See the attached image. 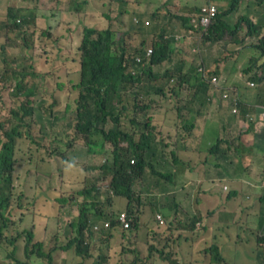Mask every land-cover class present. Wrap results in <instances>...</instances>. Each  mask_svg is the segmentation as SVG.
I'll return each instance as SVG.
<instances>
[{"label": "trees", "instance_id": "1", "mask_svg": "<svg viewBox=\"0 0 264 264\" xmlns=\"http://www.w3.org/2000/svg\"><path fill=\"white\" fill-rule=\"evenodd\" d=\"M150 1L157 3L156 0ZM169 1L166 0L160 8L150 10L139 5L142 2L146 6L147 2L143 0H97L98 19L93 17L91 24L76 23L83 28L77 35L79 38L76 44L78 77L71 84V88L77 90V96L68 101L65 107V111L69 109L74 113L67 124V143H77L85 148L82 155H101L103 161L99 166H83L82 175L79 174L82 167L75 162L65 163L61 169V192L57 200L61 204L74 201L77 206V215L68 222L65 229V232L72 236L64 245L46 248L42 241L35 239L32 228L27 227L22 231L17 230L19 233L16 231L15 234L9 235V228L14 223L12 205L16 184L13 171L18 162L14 150L16 139L26 135L40 145L51 135L45 132V124L56 118H52L49 113L37 112L35 120L41 123L43 133L37 139L33 137V121L25 120L26 116L34 111V108L29 106V97L33 90L22 88L21 83L20 88H13L15 95L19 90L25 94V102L10 108L9 116L0 121V250L5 251L7 259L5 262L0 260V264H30L32 261L37 264H56L54 255L58 254L59 250L71 251V254L75 253L83 259L92 255V264H107L106 246L109 240L123 236L133 240L121 243L123 252L130 251L138 255L140 206L146 207V204L152 203L157 206L163 218L174 225L172 232L182 230L179 234L172 235V249L181 250L187 244L185 241L179 243L182 236H195L196 238L190 239L193 247L197 245L198 238L202 237L199 248L202 254L200 261L207 258L221 262L220 264H264V206H254L258 201H263L264 204V195L256 199L253 194L256 192L248 186L246 180H235L226 175L225 171L229 172V169L218 163L225 158L224 148L229 147L230 142L223 139L218 127L207 118V111L215 101V92L203 81L195 68H186L183 59L185 53L180 47L182 42L174 38L179 29H182L185 37L192 42H225L244 48V38L240 35L244 23L247 29L246 39L256 37V42L251 45L259 53L255 64H260L264 72V14L259 15L264 0H214L219 11L205 29L201 26L197 9L192 13L173 12L170 7L164 9L170 4ZM8 4L14 7L11 8L13 11H19L21 16L25 17L24 14L27 13L30 21L35 19V23L41 24V28L45 27L48 39L63 43L61 37H64L68 39V45L74 43V33L65 31L58 34L56 30H51L47 21L43 16H38L34 8L18 6L16 3ZM85 5L86 2H77L74 10L78 11L79 7ZM104 6L107 7V12H102L101 7ZM129 6L135 8L133 14L125 20V16L130 12ZM238 11V20L233 24L228 22L229 15ZM133 15L139 18L137 23L133 21ZM167 15L181 22L180 26L173 25L168 33L166 24L161 23V19ZM10 16L12 17V14ZM100 17L105 20L101 21ZM146 18L149 20L148 24H145ZM192 18H196V21L193 22ZM116 24L118 29L114 28ZM124 27H127V30H123ZM130 31L136 32L138 37L127 45L125 39ZM148 47L152 48V53L146 55ZM188 50L189 53L192 52L193 43L189 45ZM21 76L25 78L24 73H21ZM259 76L261 82H264V74ZM252 79L257 80L258 76L254 74ZM261 87L259 85L260 90ZM261 91L264 93V90ZM171 97L175 98L174 106L166 108L165 113L174 110L177 128L168 143L166 139L158 138L155 134L151 123L153 116L149 110L157 103V98L166 100ZM165 113L164 110L159 112V123L165 118ZM217 113L218 117L223 116L221 105L218 106ZM123 115L127 116L128 122L122 119ZM170 146L171 150L167 152ZM236 147V154L241 157L239 163L242 165L251 148L242 141ZM53 151L64 162L68 161L62 152H57V149ZM47 153L52 154L48 149ZM162 154L170 156L159 163L158 158L163 156ZM191 155L196 157L187 159ZM37 159L38 157L28 158L29 161L35 162V169L38 171L37 164L39 160L44 159ZM131 159L134 161L131 162ZM191 163L198 165L197 170L201 176L209 174L211 165L219 169L217 178L209 181L213 187H218L216 196L202 195L196 190L190 196L184 191L185 184L194 186L184 177V169L194 168L190 166ZM44 173L49 176L50 172ZM76 185L78 188H74ZM67 191L73 192L78 199L71 200ZM111 192L115 197L120 196L127 200L125 210L130 223L127 227H121L116 219L115 213L119 210L112 209L111 214L100 210L99 206H112L115 198L110 195ZM142 194H145L144 197ZM181 196L188 198L189 203L178 206ZM21 197L22 194L18 199ZM236 197L238 199L234 200ZM232 201L235 203V206H232L234 210L246 216L237 221L229 220L234 233L246 226L254 229L260 226L262 230V236L249 246L256 254L252 260L248 258V263L240 260L241 258L236 259L240 262L227 261L222 255V251L227 252L231 248L228 220L215 218L211 206H215V203L229 204ZM31 207L26 209V206L18 203L16 210L24 214ZM58 210L66 219L64 206H54L56 214ZM210 214L212 217H209ZM28 218L29 215L24 216V220ZM102 218L105 220L101 221ZM106 219H109V223L105 222ZM214 228L221 229L223 235H216L214 238L211 235ZM162 234L160 236L164 237ZM22 235L24 244L22 254L18 256V240ZM92 241H99L100 245L90 253L88 250ZM10 245L11 250L8 248ZM150 247L152 246L148 244V248ZM152 249L153 247L150 248ZM154 249L157 253L148 257V264H167L162 248ZM170 264H177V261L174 260Z\"/></svg>", "mask_w": 264, "mask_h": 264}, {"label": "rangeland", "instance_id": "2", "mask_svg": "<svg viewBox=\"0 0 264 264\" xmlns=\"http://www.w3.org/2000/svg\"><path fill=\"white\" fill-rule=\"evenodd\" d=\"M107 1V0H106ZM133 1V0H130ZM151 2L150 0H143L147 2L146 6L144 3H140L142 8H147L150 10H155L164 5L166 0H156ZM204 0H170L169 3L164 7L171 8L173 12H194ZM8 3H16L18 6H24L28 8H34L38 14L45 15L43 11L45 4L36 2L35 0H0V121L4 117L9 116V109L17 107L21 102H25V94L20 92L15 95L13 88H20L19 83L23 85L22 88H31L33 90L32 95L29 97V106L34 108L33 113L26 116L27 121L32 122L31 131L33 137L36 139L40 134L43 133L41 128V123L36 118V113L41 112L43 114L49 113L52 118H56L45 124V132L50 133V137L43 140L39 145L31 137L24 135L22 138H17L15 145V155L18 162L16 163L13 171L14 183L16 184V190L13 192V209L14 213L12 220L13 225L9 228V235L15 234V232L22 231L24 227L32 228L34 237L36 240H40L45 244L46 248L51 246L63 244L72 236L70 233L65 232L68 222L72 217V207L65 210L66 219H64V214L61 211L54 212V206H76L73 203L61 204L58 202L57 197L60 194L59 182L61 179V169L65 163L75 162L81 166L79 174L82 175L83 166H99L103 161L101 155H82L81 147L77 143H72L68 145V138L66 137L67 131H69L68 122L73 116L72 110H66L65 107L68 101L72 100L77 96V90L71 88V84L78 77V64L76 62V44L78 42V36L83 26H78L75 21H67V33H74V43L65 46L57 43L55 40L48 39V35L45 32V27L41 24L35 23V19L30 21L27 17V13L24 14L25 17L21 16L18 12L13 11ZM66 8H71L68 2H66ZM135 6H129V13L125 16V20L133 14ZM226 8V4L224 6ZM102 12H107V7H101ZM219 11V10H218ZM12 14V17L10 16ZM240 11L235 14L232 13L228 17V22L231 24L235 23L238 18ZM264 14V6L260 8V14ZM39 16V15H38ZM134 16V15H133ZM100 20H105L100 17ZM161 23L166 24V31L172 28L173 25L180 26L181 22L176 21L172 16L167 15L165 18L161 19ZM115 29L119 26L116 24ZM179 29V28H177ZM123 30H127L124 27ZM246 27L243 23V27L240 31V35L244 38V43L247 42L248 45L256 42L255 38L246 39ZM180 31V29H179ZM42 34H45L44 36ZM138 36L136 32L130 31L126 36V43L130 45L129 41L136 39ZM180 36L177 35L176 38ZM222 46V43H218ZM208 46H213L211 43L204 42L202 45V56H209L210 48ZM184 50L183 59L189 65L188 69L192 66L191 64L196 62L197 59L193 54L189 53V45L187 43H182L180 45ZM209 50V52H208ZM247 59H250L252 65V70L258 76L257 80L251 79L250 75L249 81H254L256 85H260L261 90H264V82H261L259 74H264L260 64H255L254 60L259 56V53L252 55L251 51H245ZM225 63L233 59L232 52H226ZM210 58V57H209ZM243 61V57H240V62ZM262 62V60H260ZM21 73L25 74L23 79ZM227 74H229L227 68ZM232 76V73L230 74ZM253 77V76H252ZM15 91V90H14ZM17 93V92H16ZM185 93V91H184ZM183 93V95H184ZM243 93L248 95V88L243 90ZM251 96V94H250ZM264 98V95H263ZM175 103V98L171 97L168 99L157 98V103L153 104V107L149 110L153 115L152 125L154 127V132L157 135L158 130L161 137H165L168 140L173 135L174 130L177 128V119L175 117L174 110L165 113L166 108H173ZM164 110L165 118L161 123L159 120V112ZM22 112V111H21ZM125 122H128L126 115L122 116ZM165 124V125H164ZM41 128V129H40ZM164 128V129H163ZM26 129V127H23ZM58 132H60L58 134ZM169 134V135H168ZM172 143V141H171ZM48 151L52 152L48 155ZM57 149V152H62L63 156L68 161L64 162L63 159L56 155L53 150ZM171 150V146L167 149V152ZM38 157L44 160H39L37 164V169H35V162H31L28 158ZM162 158V159H161ZM168 157L160 156L158 162H164ZM188 157L187 159H190ZM37 159V160H38ZM158 163V164H159ZM160 165V164H159ZM189 169V170H188ZM184 169L185 173L193 176V172L190 168ZM188 170V171H187ZM49 171V176L44 172ZM72 189L73 187H69ZM74 188H78L76 185ZM22 194L21 199L18 196ZM256 195V193H253ZM68 197L71 200L78 199L73 192L67 191ZM189 196V195H188ZM189 199L185 196H181L178 206H184L189 203ZM20 203L21 206H41V208L31 207L24 214L16 210L17 204ZM173 206L174 200H173ZM170 202V205H172ZM122 205H124V200H122ZM257 205V203H256ZM140 206V241L138 244L139 254L136 255L135 252L127 251L123 252L121 243L127 241H133L129 237H119L111 238L108 242L107 247V264H148V257L157 253L154 248L163 250V255L166 257L164 260L167 264L172 261H177V264H220L221 262L210 261L207 258L201 260L202 254L199 252L202 237L198 238L197 245L192 246L190 239L196 238L195 236H182L179 239V243L182 244L183 241L187 242L181 250H174L173 247V234H179L180 231L172 232L174 225L169 224L162 216L161 212L158 210L157 206L152 203L150 205L146 204ZM159 207V206H158ZM173 210H175L173 208ZM125 211V210H124ZM29 215L27 220H24V216ZM158 215L160 217H158ZM209 217H212L210 214ZM225 220H231L220 216ZM253 219V218H252ZM253 222L255 220L253 219ZM176 223V221H175ZM196 227V225H194ZM200 227V226H199ZM254 231V228H251ZM17 231V233H19ZM163 232V234L161 233ZM188 232V231H184ZM160 234H162L161 237ZM251 233H245L241 236V240L246 241L250 237ZM211 235L216 238V235H223V231L219 228H214ZM19 248L17 250V255L21 256L22 247L24 240L22 236H19ZM185 238V239H184ZM184 239V240H183ZM88 252H94L96 248L100 245L99 241H92ZM148 244L153 247L152 250L148 248ZM258 244H256L257 246ZM11 245L8 247L9 250ZM196 251V252H195ZM228 261L240 262V260H245L248 263V258L253 259L256 254L249 244L236 254L228 255L227 252H222ZM5 251L0 250V260L5 262ZM94 256H88L83 259L81 256L75 253L71 254V251L59 250L58 254L54 255L56 264H92ZM241 258L240 260H236ZM30 264H37L36 261L30 262ZM44 264V263H41ZM106 264V263H103ZM157 264V263H152ZM164 264V263H160Z\"/></svg>", "mask_w": 264, "mask_h": 264}, {"label": "crops", "instance_id": "3", "mask_svg": "<svg viewBox=\"0 0 264 264\" xmlns=\"http://www.w3.org/2000/svg\"><path fill=\"white\" fill-rule=\"evenodd\" d=\"M35 1L45 4L44 10L39 9V11H43L45 13V15H43V18L47 21L48 27L51 30H56L58 34H61L66 31V27H67L66 23L67 20L69 19L75 21L76 23H84V24H91L93 17L98 19L97 15L99 13V5L97 3V0H35ZM66 2H68L71 8H74L75 3L77 2L78 3L86 2V5L79 7L78 11H73L66 8L67 6ZM38 15L41 16L40 14ZM255 21H256V17H254V22ZM61 40L63 41V43L60 44L63 46H65L66 43H68L67 38L61 37ZM219 47H220L219 45L213 43L212 52L214 50L218 51ZM229 49L232 48L229 47ZM205 59H206V63L209 64V58H205ZM215 65L218 67L220 75L224 77V68L222 67V65L218 63L213 64V66ZM233 71L234 69H231V72ZM241 89L242 90L239 89L240 98H241V104L239 107V116H237V118L234 117V121H232V127L230 128L229 132L231 134H235V132L242 133L243 134L242 142L248 145L251 148V150L249 151V155H246L242 165L239 163L241 157L237 155L236 154L237 151H234L233 149L230 150L228 154H226L224 159L219 160L218 163H220L223 166H226L229 169V172L225 171L226 175L233 177L235 180H242V179L246 180L248 186L257 193L256 194V199H257V197H261L262 195H264V120L259 121V114L261 111L259 106L264 103V100L262 98L257 99L255 97L256 95L255 92H251L250 90H248V95H246L243 93V90L245 88L242 87ZM214 100H215L214 103L207 111V118L210 121H213V123H216V127H218V130L222 135V129L224 128L225 124L223 121V116L218 117V113H217L220 100L216 98H214ZM224 114H225V110L223 109V115ZM226 115L233 117L230 114L229 110ZM248 119H252L254 121L252 127L251 126L242 127L243 125H248L247 124ZM236 144L238 145V142ZM190 157L194 158L196 156L191 155ZM190 166H194V168L190 169L193 172V176L184 173V177L188 178L192 183V185L194 186H189L185 184L184 191L188 192L190 196L194 194L195 190L202 195H209L211 197L216 196L218 192V187H213L209 183V181L212 178H217L216 175L218 174L219 169L211 165L209 169V174L207 176H201L197 170L198 165L196 164L193 165L191 163ZM208 190L209 192H206ZM237 199L238 197L234 198V200ZM258 203L257 205L254 204V206H264L263 201H258ZM232 206H235L234 201L230 202L229 204L215 203V206H211V207L214 210L215 218L217 219L218 218L223 219L220 217L222 216L237 221L240 218L246 217L244 213L236 212ZM124 207L125 206H112V208L114 209H124ZM103 209L107 210V208H103ZM75 212L76 211L73 210L74 214ZM214 222L216 221L214 220ZM230 224H231L230 221H228V227H229L228 233L230 234L229 239L231 240V244L233 242L235 245L242 243V241H235V239L240 236V233H243L245 231L249 232V229H251V227L248 226L242 227L237 231V233H234L232 231V227ZM259 228L260 226H257L256 230L252 232L255 235H257ZM248 242L250 244H254L253 242L250 241ZM236 253L237 252L233 247L230 248L229 251H227L228 255H232Z\"/></svg>", "mask_w": 264, "mask_h": 264}, {"label": "clouds", "instance_id": "4", "mask_svg": "<svg viewBox=\"0 0 264 264\" xmlns=\"http://www.w3.org/2000/svg\"><path fill=\"white\" fill-rule=\"evenodd\" d=\"M207 1H209V2H207ZM206 3L212 4L216 7V13H215V15H216L218 12V8H217V5L214 3V0H206V1L204 0V2L197 8L196 13L200 14L201 7ZM261 7H263V6H261ZM67 9L75 11L74 8H67ZM37 15H38V13H37ZM40 15L43 16L42 14H40ZM134 17H137V16L134 15L132 17V19ZM67 21H70V19ZM138 21H139V18H138ZM146 21H148V23H149V20L147 18L145 19V24H148V23H146ZM192 21L195 22L196 18H192ZM137 22H135V23H137ZM66 25H67V23H66ZM203 29H205V28H203ZM182 31L183 30L180 29V31L177 34L180 37L176 38V36H177L176 35L174 37L175 40H180L182 43H187L188 45H191L193 43V50L190 54H193L195 56V58L197 59L196 62L191 64L192 66L189 68V70L191 68H195L199 72L203 81L206 82L207 84H209L213 88V90L215 92L214 98L220 100L219 105H221V107L225 110V114L223 115V121H224L225 125H224V128L222 129V135L221 134L220 135L223 136L224 140H228L230 142V146L225 147L224 152H225V154H228L230 152V150H232V149L234 151H236L237 150V147H236L237 144L236 143L238 142V145L241 143L243 134L238 133V132H235V134H231L229 132V130L232 127V121H234V117L237 118V116H239V107L241 104L239 89L242 90L241 89L242 87L248 88V90H250L251 92L256 93L255 97L257 99L262 98L264 100V98H263L264 93L260 90L259 86L256 85V83L254 81H251V80L249 81L250 75L255 73V71L252 70L253 64L250 62V59H247L246 55H245V51H251L252 55H256V54H258V50L251 46L254 43L248 45V43L245 42L244 43L245 47L240 48L237 45H232V44L225 43V42H209L208 41L207 43H211V44L216 43L217 45H219L218 43H222V46L219 45L220 47H219L218 51L214 50L213 52H212V46H208V49L210 48V54H209V56H205V58H209V57L210 58H209V64H207L206 59L202 56V45L204 44V41L200 42L198 40L196 42H192L189 38L185 37L184 31H183V33H181ZM229 47H231L232 49H229ZM208 52H209V50H208ZM226 52H232L233 53V59L231 61H229L227 64L225 63L226 61H225V56H224V54ZM240 57H243L242 62H240ZM254 62H255V60H254ZM215 63L221 64L222 67L224 68V77L220 75L218 67L216 65L213 66V64H215ZM185 66L188 69L189 65L187 64V62L185 63ZM227 68H228L229 74L226 73ZM231 69H234V71L231 72ZM231 73H232V76H230ZM252 76H251V79H252ZM225 77H226V80H225ZM156 102H157V99H156ZM259 108L261 110L260 114H259V121H263L264 120V103L262 105H260ZM228 110L233 117L226 115ZM150 114H152V113H150ZM253 123H254V121L252 119H248L247 120L248 125H243L242 127H247V126L252 127ZM213 124L216 125V123H213ZM240 135H241V141H239ZM22 137H24V136H22ZM157 137L166 139L165 137H161L159 135V131H158ZM167 142H168V140H167ZM15 145H16V143H15ZM14 150H15V148H14ZM163 156H165V155H163ZM169 156H165V157H169ZM133 161L134 160L131 159V162H133ZM110 195L114 196L112 192L110 193ZM144 195L145 194H142L143 197H144ZM114 198L115 199H114L112 206H125L124 209H115V210H119L115 214L117 215L116 219H117L119 225L121 227H127L130 224L129 220L127 218V211L125 210L127 200L124 197H120V196H117V197L114 196ZM122 200H124V205H122ZM135 204H136V202H134V205ZM112 206H99V207H100V210H102L104 213L111 214L112 209H114V208H112ZM69 207H72V213H73V210L77 211V206H64V210L69 209ZM103 208H107V210H105ZM121 214H124V216H125L124 218H125V221L127 222V225H124V222L121 221V219H120ZM75 215H77L76 212H75V214L74 213L72 214V217H74ZM158 217H160V216L158 215ZM176 217H177V215H176ZM176 217H175V219H176ZM102 220H105V218H102L101 221ZM106 220L107 221H105V222L109 223V221H108L109 219H106ZM255 230L256 229H254V231ZM245 233H251V234H250V237L246 241H243L240 238ZM261 236H262L261 228H259L257 235H255L252 232V230L249 229V232L245 231L243 233H240V236L235 239V241H242V243L235 245L233 242L231 244V248L232 247L235 248L236 252H241L246 247V244H249V246L251 245L248 241L254 242L256 239H258ZM22 240H24V235H22ZM224 259H226L225 256H224Z\"/></svg>", "mask_w": 264, "mask_h": 264}, {"label": "built area", "instance_id": "5", "mask_svg": "<svg viewBox=\"0 0 264 264\" xmlns=\"http://www.w3.org/2000/svg\"><path fill=\"white\" fill-rule=\"evenodd\" d=\"M215 13H216V7L212 4L206 3L201 7L199 20H200L202 28H206V26L210 23ZM133 20L137 22L138 18L134 17ZM146 23H148V21H146ZM151 53H152V48L148 47L146 50V55H149ZM124 217H125L124 214L120 215L121 221L124 222V225H127V222L125 221Z\"/></svg>", "mask_w": 264, "mask_h": 264}]
</instances>
